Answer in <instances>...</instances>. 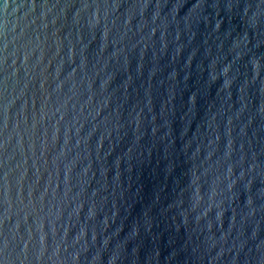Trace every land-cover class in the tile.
<instances>
[{"label":"water","instance_id":"95a60500","mask_svg":"<svg viewBox=\"0 0 264 264\" xmlns=\"http://www.w3.org/2000/svg\"><path fill=\"white\" fill-rule=\"evenodd\" d=\"M0 264H264V0H0Z\"/></svg>","mask_w":264,"mask_h":264}]
</instances>
